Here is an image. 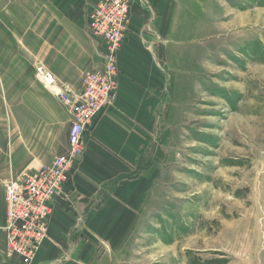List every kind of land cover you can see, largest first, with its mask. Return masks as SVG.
I'll return each instance as SVG.
<instances>
[{"label":"rangeland","instance_id":"374dc122","mask_svg":"<svg viewBox=\"0 0 264 264\" xmlns=\"http://www.w3.org/2000/svg\"><path fill=\"white\" fill-rule=\"evenodd\" d=\"M127 1L154 185L111 263L264 264V0Z\"/></svg>","mask_w":264,"mask_h":264},{"label":"crops","instance_id":"0c3cea01","mask_svg":"<svg viewBox=\"0 0 264 264\" xmlns=\"http://www.w3.org/2000/svg\"><path fill=\"white\" fill-rule=\"evenodd\" d=\"M98 1H1L0 264H23L5 251L4 184L67 150L71 116L62 101L43 88L35 68L42 66L70 93L78 91L82 74L103 66L104 48L87 29ZM130 37L117 58L122 73L113 103L86 132L81 157L64 197L55 200L46 239L32 264H115L111 262L140 222L154 185L152 166L139 165L147 157L144 128L151 119H136L139 113L146 115L148 94L126 79L133 76L144 83L146 65L153 59L137 50Z\"/></svg>","mask_w":264,"mask_h":264},{"label":"built area","instance_id":"2783aa9c","mask_svg":"<svg viewBox=\"0 0 264 264\" xmlns=\"http://www.w3.org/2000/svg\"><path fill=\"white\" fill-rule=\"evenodd\" d=\"M129 2L100 0L89 14L87 29L104 48L103 66L81 78L77 92L58 86L42 66L35 68L44 89L59 98L71 116L67 151L31 173H23L4 184L6 220L5 251L23 264H32L46 239L55 200L64 197V188L83 151V139L94 121L108 108L116 94V55L125 41Z\"/></svg>","mask_w":264,"mask_h":264}]
</instances>
